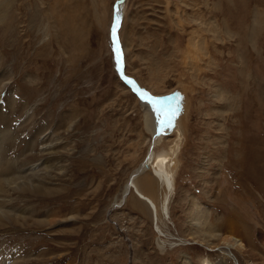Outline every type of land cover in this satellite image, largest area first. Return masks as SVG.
I'll use <instances>...</instances> for the list:
<instances>
[{"label":"rangeland","instance_id":"1","mask_svg":"<svg viewBox=\"0 0 264 264\" xmlns=\"http://www.w3.org/2000/svg\"><path fill=\"white\" fill-rule=\"evenodd\" d=\"M116 1L0 0V264H264V0H126L124 75L179 116L155 217L131 192L111 211L178 141L118 76Z\"/></svg>","mask_w":264,"mask_h":264},{"label":"bare ground","instance_id":"2","mask_svg":"<svg viewBox=\"0 0 264 264\" xmlns=\"http://www.w3.org/2000/svg\"><path fill=\"white\" fill-rule=\"evenodd\" d=\"M125 2L126 0H124V2L118 5L117 7V12H116L117 21H118V24H116L117 31L120 28V24L123 18ZM116 42H118L117 36H116ZM120 51H121V47H120ZM115 56H116L117 70L119 72V60L120 59H119V56H117V54ZM122 63H123V54H122ZM123 74H124V66H123ZM125 79L128 80L126 77ZM128 82L131 86L133 87L135 86V84L131 80H128ZM135 88L137 87L135 86ZM138 99L140 98L138 97ZM167 100H164L163 102L165 101L167 102ZM139 102H140V105L143 107V117H144L145 128L148 131V133L151 135V137L153 138L154 142L159 141L160 138H162L165 135H170L174 133L178 137V141L175 142V144L170 147L169 152L161 153L155 156H151V153H150L151 148L153 147V143H152V145L150 146L149 152L146 155L147 157L146 162H144V159H145L144 158L143 161L139 164V166L131 172L130 176L128 177V180L125 183L124 189L121 193L120 203L116 205L114 204L112 206L111 211L117 210V208L119 209L124 204V200L128 196L129 192H131L132 199L135 202H137L139 205H145L147 207V210L150 211V214L155 217L159 212L163 213L167 211V205L170 200L169 196L174 190L173 188L174 185L172 182V172H173L172 168L173 167L171 165V162L174 159L180 147L179 145H180L181 135H180V130L178 126L179 116L178 114H175L171 125H169L168 123L162 124L161 121H164L166 117L171 116L173 114L172 109L170 108L171 102H167L165 105V108L162 110V112H160L162 117H160L159 115L160 113L157 114L153 106H151L147 102L143 101L142 99H140ZM175 110H176V107H175ZM145 165H147V168L145 167ZM150 167H151V172L153 174V178L145 177L142 180H140L141 178H139V176L142 175V172L144 170H148ZM137 178L138 180H136ZM0 180L4 181L5 183L8 182L7 179L0 178ZM32 187L35 191L38 190V188H35L34 186ZM2 191L3 189L2 187H0V192ZM156 191L157 192L160 191V194H159L160 199L158 202L156 201V199L154 200L153 197H151V195H153V193ZM1 209L2 208L0 206V210ZM0 214L4 215L3 213H0ZM197 220L200 222L201 219L199 216H197ZM228 224H231V223H228ZM228 226L226 228L224 227V233L220 235L223 244L225 246H228V248L233 247L237 249V251L239 252L246 251V246L243 243V241L237 236H234V233L232 232V228H231L232 226L231 225H228ZM199 229L202 231L206 230L204 229L203 224L201 227L199 226ZM223 255L224 257L230 258L231 260L235 262V259L230 254V252L225 253ZM4 264H12V261H7ZM203 264H210V263L204 260Z\"/></svg>","mask_w":264,"mask_h":264},{"label":"water","instance_id":"3","mask_svg":"<svg viewBox=\"0 0 264 264\" xmlns=\"http://www.w3.org/2000/svg\"><path fill=\"white\" fill-rule=\"evenodd\" d=\"M124 2V0H119V1H116L115 3H114V6H113V14H112V21H111V25H110V41H111V43H112V46H113V49H114V51H115V54H117L116 53V48H119V72H118V76H119V78L123 81V83L124 84H126L133 92H134V94L137 96V97H139L140 99H142L141 98V94H145L144 95V98L142 99L143 101H145V102H147L148 104H150L151 106H153L150 102H149V98H151V100H154V101H161V102H163L165 99H166V97H160V98H158V99H155V98H152V97H150L148 94H146L143 90H140V89H137V88H135V86L133 87V86H131L130 84H129V82H128V80H126L125 79V77H124V74H123V63H122V53H121V51H120V45L118 44V42H116V44H113V42H112V28H113V26H114V24L116 25L117 24V15H116V12H117V7H118V5H120V4H122ZM165 108V107H164ZM163 108V109H164ZM162 112V111H161ZM160 115V117H162L161 116V113L159 114ZM147 158V157H146ZM146 158H145V160H144V162H146ZM145 167L147 168V165H145Z\"/></svg>","mask_w":264,"mask_h":264},{"label":"snow or ice","instance_id":"4","mask_svg":"<svg viewBox=\"0 0 264 264\" xmlns=\"http://www.w3.org/2000/svg\"><path fill=\"white\" fill-rule=\"evenodd\" d=\"M117 24H118V21H117ZM111 34H112V42H113V44H116L117 27L115 24L112 28ZM116 53H117V56H119V48H116ZM144 95L145 94H141L142 99L144 98ZM149 102L153 105V108L157 114H159L163 110V108L165 107V105L167 103L166 101L165 102L154 101V100H151V98H149ZM174 116H175V113L173 112V114L171 116L166 117L164 121H161V123L162 124L168 123L169 125H171Z\"/></svg>","mask_w":264,"mask_h":264}]
</instances>
